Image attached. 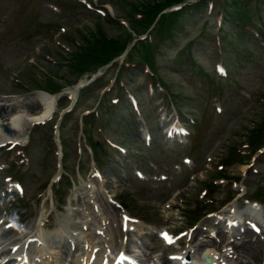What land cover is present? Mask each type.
<instances>
[{"label":"rangeland","instance_id":"rangeland-1","mask_svg":"<svg viewBox=\"0 0 264 264\" xmlns=\"http://www.w3.org/2000/svg\"><path fill=\"white\" fill-rule=\"evenodd\" d=\"M87 1L91 3L89 9L84 7L83 0H0V94L6 98L15 97L12 101L24 98L26 109L30 110L29 104L37 99L35 93L41 88L49 90L47 86L55 82L61 87L54 111L56 116L66 105L62 92L90 79L88 73L94 71L90 69L79 75L75 70L76 65L83 63L79 59L82 47L97 39L96 35L91 37L90 34L102 32L112 39L125 38L128 32L133 36L129 3L140 0ZM213 1V8L187 10L177 22L172 20L175 19L173 16L166 18L171 23H179L169 31L171 25L159 23L161 25L157 27L163 26L165 32L157 43L152 44L155 50L151 59L157 82L150 78L148 69L141 63L144 60H140L146 57L136 48V63L121 70L116 77L118 81L113 83L117 72L113 65L105 72L101 70L103 75L80 91L73 115L64 119L59 131L65 145V171L62 174L69 171L71 176L51 185L54 203L63 208L58 207L59 214L66 213L64 208L69 206H89L85 189L78 191L77 201H68L72 182L83 185L84 181L101 183L125 212L152 223L151 230L154 226L158 229L167 227L174 233L186 229L194 221L191 213L197 216L219 209L228 194L236 189L245 194L243 197L264 201V154L256 153L249 159L247 155L251 156L252 152L249 153L250 148L246 145L249 140L255 146L264 142V0H232L235 5L244 7L240 10L235 7L236 15L228 14L222 8L226 5L224 0ZM101 7L106 13L99 15L97 9ZM122 20L125 21L121 27ZM156 35L161 36V32ZM218 62L226 64L229 70V76L223 80L214 75ZM95 74L100 73H94L93 77ZM152 81L161 83V87L153 88V93L150 89ZM105 85L112 87L109 91L105 89L108 92L106 98L101 97L99 91ZM127 92L133 93L138 100L139 114L130 109ZM55 96L59 97L56 93ZM112 98H118V103L113 104ZM96 105L101 108V124H90L85 133L97 146V151L92 154L85 138L80 137L78 118L80 111ZM179 111L198 123L192 127V137L186 136L182 145H175L166 142L160 126L169 123L175 113L180 119L182 113ZM184 119L192 125L190 119ZM51 124L53 121L26 129L29 132L26 136L31 141L24 148L27 147L31 155L0 170V185L3 186L5 175L12 179L20 176L26 184L22 200L14 193L7 195L6 200L0 197V211L6 209L15 216L20 215L24 226H29L30 219L41 212V198L44 190L47 191L44 187L46 178L58 172ZM140 128L151 131L149 146L140 138ZM108 141L124 146L126 155L118 154ZM48 147L52 150L48 151ZM240 149L246 151L243 161L235 159L234 152L237 154ZM1 152L0 157L5 158ZM185 155L192 156L194 164H183L181 159ZM7 157L9 160V155ZM94 157L98 158L96 162ZM135 167L145 178L138 179L134 175ZM95 168L99 169L100 180L91 177ZM161 174L165 178L160 179ZM92 195L111 219H107L108 228L120 240L121 232L117 226L120 209L109 205L101 190H93ZM46 196L49 199V195ZM242 199L233 203L237 209L244 205ZM49 205L46 200L45 208ZM58 218L61 215L55 220ZM48 219L54 221V218ZM195 225H198L195 231L199 238L202 237L199 234L207 236L210 230L213 231L215 238L210 237L212 242L209 243L219 249L225 247L219 242L221 240L224 243L233 240L234 247L238 245L237 249H244L245 254H250L256 246L255 239L249 234L230 233V236L223 233L224 225H215L213 217H203ZM149 237L155 241L154 236ZM153 243L155 250L163 249L160 241ZM188 243L180 248L185 250ZM260 244L264 254V244ZM198 251L199 248L195 253ZM231 263L236 264L232 260Z\"/></svg>","mask_w":264,"mask_h":264},{"label":"bare ground","instance_id":"bare-ground-1","mask_svg":"<svg viewBox=\"0 0 264 264\" xmlns=\"http://www.w3.org/2000/svg\"><path fill=\"white\" fill-rule=\"evenodd\" d=\"M36 94V101L31 102V104H29V109L27 110L26 107H28L27 105H25L24 102V98L22 99H17L12 101V99H14L15 97H10V98H6V97H2L0 98V142L1 141H5V140H10V141H15L18 142L19 144H22L26 141L27 137H26V133L28 130L27 125L31 124L32 122H34L35 120H40L43 118H46L49 116V114H51L53 107H54V101L56 100V98L54 96H51L49 94H45L44 92H38L35 93ZM36 106H35V105ZM37 108V112H33L34 108ZM27 129V130H26ZM93 182V181H92ZM92 186H94V184L92 183ZM90 187V186H89ZM87 188V187H86ZM77 190V189H76ZM89 192H91V189H89V191L87 192L89 194ZM89 198V208L86 207V209L83 208H78V210L80 209L81 213H83V215H85V218H88V216H91V221H90V225L89 227H87V230L92 229L94 232V236H93V240L95 241L94 244H91L90 242V250L95 251L96 249L99 251H96L94 254V260L97 256V260L99 262L102 261V259L108 258L110 256V254L112 253L113 248H115L114 244H115V240H114V236L116 234H112L110 230H108V225L106 224L107 219L110 220V218H108L107 213L103 210L102 205L99 207V201L95 198H93L92 193L89 194L88 196ZM93 209V211H91V209ZM251 208V207H250ZM249 208V209H250ZM254 208H252L253 210ZM91 211V214H90ZM101 211V212H99ZM256 211V210H254ZM99 213H101V218L100 220L98 219ZM108 214L112 215V213L108 212ZM251 215H254V212H252ZM258 217V215H254V218ZM82 217V218H84ZM40 219H38L37 224L35 226V228L38 230L36 233V238H35V243H39V248L41 250L44 249V246H46L45 243H43V234L39 232V224H40ZM230 219H234L231 218ZM256 220V219H255ZM87 219L86 221H84L82 224H87ZM252 221V220H250ZM98 230H103V234L101 235H97L96 231ZM203 232V231H201ZM200 233V232H199ZM86 236L89 235L88 232L85 233ZM203 234V233H202ZM201 235V234H199ZM90 236V235H89ZM197 236H193V243L194 249H196L197 247ZM84 238L85 241H87V239L85 238V235H81L79 237H76V242L79 243L80 246V241L81 239ZM204 239H200V241H203ZM255 240H259L258 238H256ZM52 243H54L55 245L57 243H55L54 241H51ZM199 242V241H198ZM223 242V241H221ZM232 241L228 242L227 244H231ZM22 244H25L24 242H22ZM22 246V253L20 255H22V257H27L26 254H24V249H23V245ZM255 244H257V248H253L252 251L250 252V254H245L246 251L244 249H241V251H239L238 245L237 246H233L232 248L234 249V251L232 252H228V250H216L213 247L209 248V249H204L203 251H198V253H192L191 254V247L189 246V248L186 249V251L181 252V257H180V262L182 259H184V256H188L189 260L185 263V264H217L218 262L222 263H229V261H235L236 264H264L263 262V255H262V251H263V247L260 244V242H256ZM202 245H204L202 242H200L198 244V247H200L199 249L202 248ZM52 247V246H51ZM41 250H38V252L41 254V256H43V254H48V260L49 258H52V262L49 264H65V261H60V263H57L56 258H53V255H57L56 250L54 249V252H42ZM230 253V256L228 255ZM38 256V255H37ZM36 256V257H37ZM90 253L87 254V256H82L81 258H76L72 261V263L74 264H94V260L92 262H90ZM249 256V257H248ZM220 257H222L220 259V261L218 260ZM89 258V259H88ZM249 261L253 262H249L247 261V259ZM207 260V261H206ZM32 262V261H31ZM263 262V263H262ZM220 263V264H221ZM234 264V263H231Z\"/></svg>","mask_w":264,"mask_h":264},{"label":"trees","instance_id":"trees-1","mask_svg":"<svg viewBox=\"0 0 264 264\" xmlns=\"http://www.w3.org/2000/svg\"><path fill=\"white\" fill-rule=\"evenodd\" d=\"M178 1H182V0H147L143 2H136L134 3V5L130 4V13L129 15L131 17H133L134 12H139L144 19L142 21H136L134 23V30L136 31H140L143 28L145 29L146 27H148V24L150 23L148 16H155L156 13H158L159 11H161L163 8H166V6H169L171 4H174ZM226 3H228L229 5L225 6V9L229 12V14L231 13L232 15H236L235 13V7L237 8V10H240L241 8H244L243 6L240 5H235L234 3H232V0H224ZM200 5V3H199ZM182 15L181 11H177V12H171L170 14H166V15H162V19L160 21V23L166 22L169 25H172L173 23H171L170 20L167 21L166 18L168 17H174L175 19H172L173 21L177 22V19H179V17ZM161 29V28H159ZM163 29V27H162ZM168 30V29H167ZM93 35L97 36V39H93L92 41H90L89 43H87V45L82 47L81 50V55H79V59L83 61V63H79L78 65H76L75 70L78 71L79 75H82L83 73H86L88 71H91L90 69L96 68L97 66H101L104 63L108 62L109 60H111L113 57H115V55L120 54L121 51L124 49V44L119 43L117 38H108L105 36V34H103L101 32V34L99 32H92L90 34V36L92 37ZM96 45H95V44ZM141 46L142 50H143V54L144 57L147 58V60H150V56L152 54V46L151 44H142V43H138L137 46ZM138 48V47H136ZM135 48V50H136ZM86 59V60H84ZM49 90V92L52 91H56L59 90L61 87L56 84L55 82L48 85L47 86ZM250 143L255 146L252 141H250Z\"/></svg>","mask_w":264,"mask_h":264}]
</instances>
